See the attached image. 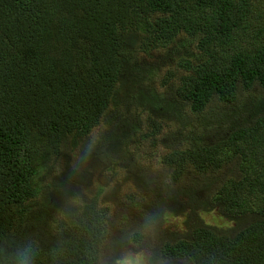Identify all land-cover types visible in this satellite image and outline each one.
<instances>
[{"label": "trees", "instance_id": "1", "mask_svg": "<svg viewBox=\"0 0 264 264\" xmlns=\"http://www.w3.org/2000/svg\"><path fill=\"white\" fill-rule=\"evenodd\" d=\"M141 130L168 149L158 189ZM121 171L134 208L113 219L82 192ZM69 204L81 226L48 223ZM29 245L34 264H264V0H0V264Z\"/></svg>", "mask_w": 264, "mask_h": 264}, {"label": "rangeland", "instance_id": "2", "mask_svg": "<svg viewBox=\"0 0 264 264\" xmlns=\"http://www.w3.org/2000/svg\"><path fill=\"white\" fill-rule=\"evenodd\" d=\"M168 57H171V55H169ZM168 67L169 66H168L167 62L165 64H162L161 65L162 71H159V72L164 73L165 71L169 70ZM158 80H160V78ZM101 128H102V126L98 125L92 130V132L90 134L91 145L94 144L97 137L101 133V131H102ZM168 129L170 130V128H168ZM142 132H143V130L137 131L135 133V135L133 137L135 142L130 143L131 144L130 150L132 151V153L134 155H136L138 157V161L140 162L141 166L147 167L151 171L150 173H153L154 178L156 180V182H154V184L157 183L153 187L154 188L157 187V189H158L160 186L159 184H164V181L162 179L158 180L157 176L167 175V173L164 171L165 165L162 163L161 157L163 154L167 153L168 149L162 144L153 145L152 140H150V139H147V138L142 139L141 138ZM72 149L73 148L69 147L67 149V154L65 156H59V160H58L57 164L55 163V166L52 169V172L54 175L55 185L58 184V177H59L60 172L65 168V162L66 161L72 162V161H74L73 158L76 157V154H74V155L72 154ZM192 175H194L195 177H199V178H204L207 176V174L201 175L195 171L191 172L189 174V177ZM218 176H220V174L215 173L214 177H218ZM187 177H188V175L184 178H187ZM98 178H100V177H98ZM98 178H95V180H94V186L95 187L90 188V190H88L89 191L88 195L86 193L88 191L82 192L83 197L94 196V195L99 194L97 205L103 206V207L104 206L109 207V209L111 210L110 215H112V216L114 215L113 219L117 218V214L120 210L124 211L128 207H130L132 209L134 208L133 203L130 202V199L126 200V198L124 196L126 193H129V191H127L126 189L129 187L128 184L132 181L128 180V182H125L124 181V174L122 171H121L120 175H118L117 178H114L112 176V179H111L112 185L106 184L103 192H99V188H98L99 184H97V182H100L99 180H101V179H98ZM198 181L199 182H207L204 179H199ZM103 182H104V180H103ZM136 182H137L136 185L137 184L144 185V183L141 180H138V181L136 180ZM47 184H48V182L45 181V183L43 185L47 186ZM136 185H135V188H136L137 192L135 194H137L139 196V190L137 189ZM183 186H187L185 182H183ZM145 189L150 194V190L147 188H145ZM133 191H134V188L132 189V192ZM44 193L45 194L47 193L46 190L44 191ZM112 193L116 197H114V199H112V200L107 199L106 196L108 194H112ZM71 198H73V196H71ZM36 200L40 201V200H42V198L36 199ZM133 200L135 203L139 202V198H133ZM74 205H75V203H74ZM70 206H71L70 204L68 205V207L56 206V208L53 210L54 214L51 215L47 219L48 223L51 225L54 224L55 221H58L57 223H59V221L62 219H65V217H66V219H73V220L77 219L78 220V215H77L78 212L76 211L75 208H74L75 209L74 210ZM116 208H118L117 211H116ZM204 216L206 217L207 220H210V221H213L216 223H223L225 221V219L219 214V212L216 209L213 210L210 214H204ZM80 220H81V217H80ZM180 220H182V218H180ZM80 223L81 222H77L76 225L81 226ZM226 223H228V222H226ZM230 224H232V223L230 222ZM137 257L143 258L141 261V264H146V262H148V260L150 258L149 254L145 255V253L143 251H141V252L130 251V252H126V255L121 257L119 264H122V261H125V260H135Z\"/></svg>", "mask_w": 264, "mask_h": 264}, {"label": "clouds", "instance_id": "3", "mask_svg": "<svg viewBox=\"0 0 264 264\" xmlns=\"http://www.w3.org/2000/svg\"><path fill=\"white\" fill-rule=\"evenodd\" d=\"M36 250L31 246L19 249L13 259V264H34V256ZM142 257H137L135 260H125L122 264H141Z\"/></svg>", "mask_w": 264, "mask_h": 264}]
</instances>
